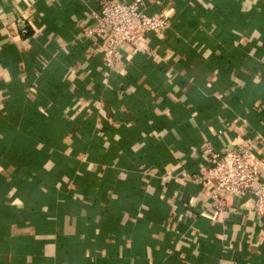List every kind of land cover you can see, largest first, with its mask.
<instances>
[{"label": "crops", "instance_id": "1", "mask_svg": "<svg viewBox=\"0 0 264 264\" xmlns=\"http://www.w3.org/2000/svg\"><path fill=\"white\" fill-rule=\"evenodd\" d=\"M138 1L171 26L113 61L97 0H0V264H264L199 183L247 139L264 182V0Z\"/></svg>", "mask_w": 264, "mask_h": 264}, {"label": "built area", "instance_id": "2", "mask_svg": "<svg viewBox=\"0 0 264 264\" xmlns=\"http://www.w3.org/2000/svg\"><path fill=\"white\" fill-rule=\"evenodd\" d=\"M98 9L89 13L90 24L85 31L88 38L108 39L102 45L103 52L113 61L124 55V49L138 44L147 33H162L171 23L167 17L148 15L143 10L141 1L97 0ZM24 36L29 31L22 30ZM254 139H247L238 147L215 151L207 148V169L199 183L210 185L212 194L218 202L228 198L243 199L248 195L253 198L251 211L264 218V182L260 162L253 157L257 149Z\"/></svg>", "mask_w": 264, "mask_h": 264}, {"label": "trees", "instance_id": "3", "mask_svg": "<svg viewBox=\"0 0 264 264\" xmlns=\"http://www.w3.org/2000/svg\"><path fill=\"white\" fill-rule=\"evenodd\" d=\"M227 13H231V14H233V13H234V9H229V10H227ZM49 84L52 85V82H49ZM49 89L52 90V89H53L52 86H49Z\"/></svg>", "mask_w": 264, "mask_h": 264}]
</instances>
